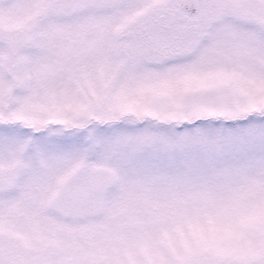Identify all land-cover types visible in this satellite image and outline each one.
Returning a JSON list of instances; mask_svg holds the SVG:
<instances>
[{
    "label": "snow or ice",
    "instance_id": "6c2138e0",
    "mask_svg": "<svg viewBox=\"0 0 264 264\" xmlns=\"http://www.w3.org/2000/svg\"><path fill=\"white\" fill-rule=\"evenodd\" d=\"M0 264H264V0H0Z\"/></svg>",
    "mask_w": 264,
    "mask_h": 264
}]
</instances>
